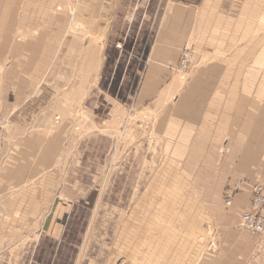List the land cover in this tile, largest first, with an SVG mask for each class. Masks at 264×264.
Returning <instances> with one entry per match:
<instances>
[{
    "label": "rangeland",
    "instance_id": "374dc122",
    "mask_svg": "<svg viewBox=\"0 0 264 264\" xmlns=\"http://www.w3.org/2000/svg\"><path fill=\"white\" fill-rule=\"evenodd\" d=\"M181 1L0 0V264H264L237 228L250 193L247 208L225 202L263 181L231 177L228 138L188 152L197 139L173 121L207 59L186 48L189 70L184 50L161 95L136 101Z\"/></svg>",
    "mask_w": 264,
    "mask_h": 264
},
{
    "label": "crops",
    "instance_id": "0c3cea01",
    "mask_svg": "<svg viewBox=\"0 0 264 264\" xmlns=\"http://www.w3.org/2000/svg\"><path fill=\"white\" fill-rule=\"evenodd\" d=\"M190 47L194 58L207 62L175 107L176 130L197 139L193 144L199 149L188 152L220 153L228 138V153L237 155L231 158L238 164L231 177L264 183V0L170 4L147 54L137 104L147 105L161 95L171 69ZM94 72L92 68L88 73ZM239 138L245 139L242 149ZM249 193L244 187L235 203L247 208ZM257 250L264 258V246Z\"/></svg>",
    "mask_w": 264,
    "mask_h": 264
},
{
    "label": "built area",
    "instance_id": "2783aa9c",
    "mask_svg": "<svg viewBox=\"0 0 264 264\" xmlns=\"http://www.w3.org/2000/svg\"><path fill=\"white\" fill-rule=\"evenodd\" d=\"M191 50H185L181 56L179 71L185 72L189 70L192 64ZM244 187L250 190V208L241 214L237 224V228L246 231L252 237L259 239L264 243V190L260 181L244 182L240 181L231 186L225 194V202L227 206H231L236 196L242 192Z\"/></svg>",
    "mask_w": 264,
    "mask_h": 264
},
{
    "label": "trees",
    "instance_id": "16d2710c",
    "mask_svg": "<svg viewBox=\"0 0 264 264\" xmlns=\"http://www.w3.org/2000/svg\"><path fill=\"white\" fill-rule=\"evenodd\" d=\"M118 74V72L116 73V75ZM115 79H117V76H116V78ZM110 92H112V94H113V91H112V89L110 90Z\"/></svg>",
    "mask_w": 264,
    "mask_h": 264
},
{
    "label": "bare ground",
    "instance_id": "6f19581e",
    "mask_svg": "<svg viewBox=\"0 0 264 264\" xmlns=\"http://www.w3.org/2000/svg\"><path fill=\"white\" fill-rule=\"evenodd\" d=\"M191 61H192V59H191ZM180 64V63H179Z\"/></svg>",
    "mask_w": 264,
    "mask_h": 264
}]
</instances>
